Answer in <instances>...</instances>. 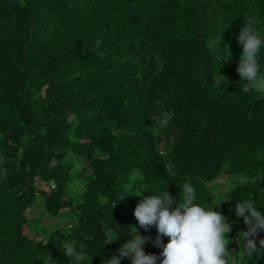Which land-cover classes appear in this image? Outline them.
I'll return each mask as SVG.
<instances>
[{"label":"trees","instance_id":"obj_1","mask_svg":"<svg viewBox=\"0 0 264 264\" xmlns=\"http://www.w3.org/2000/svg\"><path fill=\"white\" fill-rule=\"evenodd\" d=\"M253 17L264 0H0V264H79L65 242L107 264L131 227L156 238L137 195L185 182L237 221L231 264H264L235 213L264 209V92L236 70Z\"/></svg>","mask_w":264,"mask_h":264},{"label":"clouds","instance_id":"obj_2","mask_svg":"<svg viewBox=\"0 0 264 264\" xmlns=\"http://www.w3.org/2000/svg\"><path fill=\"white\" fill-rule=\"evenodd\" d=\"M237 39L242 45L236 69L240 76L239 83L243 85L242 92H264V23L255 17L247 19ZM226 53L225 60L230 57L227 50ZM179 187L178 202L168 187L150 191L152 195H144V192L137 195L142 199L135 207L134 215L145 231L156 227V238L141 235L135 226L131 227L133 234L117 249L118 255L114 253L105 259L107 264H120L124 257H129L131 264H157L159 257L146 253L143 248L149 241L162 248L160 264H231L235 257L227 247L228 234L233 231L237 221L228 222L229 217L218 210L221 202L211 206L199 203L197 189L191 182ZM235 213L247 225V230H241L238 234L245 256L264 254V238L259 239L260 247L256 242L258 233L264 231V209L259 208L254 200L244 199L237 201ZM116 236H106V242L114 241ZM165 236L170 238L166 244L162 240ZM63 252L68 258H75L79 264H91L93 259L88 258L83 248L77 250L75 242H65Z\"/></svg>","mask_w":264,"mask_h":264}]
</instances>
